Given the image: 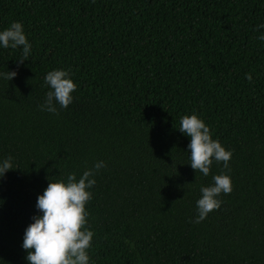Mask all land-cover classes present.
<instances>
[{
	"label": "trees",
	"instance_id": "16d2710c",
	"mask_svg": "<svg viewBox=\"0 0 264 264\" xmlns=\"http://www.w3.org/2000/svg\"><path fill=\"white\" fill-rule=\"evenodd\" d=\"M24 27L31 52L0 48V264H27L24 229L49 181L94 162L85 227L90 264H264V0H0V30ZM77 85L41 111L47 72ZM250 77V79H249ZM232 156L190 166L184 115ZM232 191L194 223L202 186Z\"/></svg>",
	"mask_w": 264,
	"mask_h": 264
},
{
	"label": "clouds",
	"instance_id": "9594fccd",
	"mask_svg": "<svg viewBox=\"0 0 264 264\" xmlns=\"http://www.w3.org/2000/svg\"><path fill=\"white\" fill-rule=\"evenodd\" d=\"M259 27L264 28V25ZM258 39L264 41V34L259 35ZM17 47H21L22 51L20 61L27 60L31 44L22 23L13 21L0 30V48ZM16 75V71L9 70L0 73V77L8 81ZM44 83L48 91L44 102L38 105L41 111L57 114V105L63 109L73 102L72 93L77 85L68 71L53 69L45 75ZM178 129L190 139L187 153L192 169L207 176L213 161H222L227 167L232 156L231 150H226L218 140L212 138L209 127L197 114L182 116ZM12 161L11 156L0 159V181L7 171L14 169ZM105 166L103 160H98L78 179L74 174H69L66 180L49 181L43 193L37 196V214L33 215L32 222L24 229L21 244L22 249L27 251V264H90L88 250L94 233L85 227L88 216L86 204L92 198L90 189L96 183L95 174ZM212 181L210 185L200 188L194 223H200L209 212L221 207V193L226 195L232 191L228 174L214 175Z\"/></svg>",
	"mask_w": 264,
	"mask_h": 264
}]
</instances>
